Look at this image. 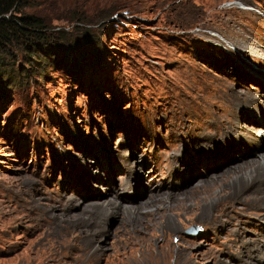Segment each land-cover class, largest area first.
I'll return each instance as SVG.
<instances>
[{
  "label": "rangeland",
  "instance_id": "rangeland-1",
  "mask_svg": "<svg viewBox=\"0 0 264 264\" xmlns=\"http://www.w3.org/2000/svg\"><path fill=\"white\" fill-rule=\"evenodd\" d=\"M21 13L43 20L49 53L13 41L2 54L0 264H67L46 258L91 237L97 264H264V180L244 176L264 129L248 98L264 89V0H22ZM227 111L242 129L223 138ZM236 181L245 213L204 229ZM113 190L152 213H108L97 203Z\"/></svg>",
  "mask_w": 264,
  "mask_h": 264
},
{
  "label": "bare ground",
  "instance_id": "bare-ground-1",
  "mask_svg": "<svg viewBox=\"0 0 264 264\" xmlns=\"http://www.w3.org/2000/svg\"><path fill=\"white\" fill-rule=\"evenodd\" d=\"M233 3H234L233 4L234 7L240 8L244 12H247L248 10H252V7L245 4V3H242V2H233ZM255 42H256L255 46H258L259 43H257V41H255ZM262 88H264V86ZM230 92L235 93L236 91L233 90L232 88H230ZM261 92H263V94H264V89L263 90L260 89V92L258 94H255V97L253 95L251 97H248L250 100H253L255 98V109H258L259 107L261 108V106L264 105V95ZM239 105H240V107H243V106L253 107L249 103V101L244 102L242 104L239 103ZM215 121L220 122L218 125H220V129L222 130V132H224L223 138L226 137L228 134H230L233 130H241L242 129L241 125H238V124H235L232 122L231 113L229 111H227L226 115L219 117V118H216ZM256 129H257V127H256ZM248 135H250V134H248ZM238 136H240V135H238ZM212 139H215V138L212 137ZM251 140L254 142V143L252 142L251 145L255 146L254 149H256L255 150L256 158L253 160H248V161H252L253 168H251V166H250L249 167L250 171L245 172L244 176L246 177V176H248L247 174H250V176L255 177V180H257V179L264 180V151L261 150L264 148V129L261 127H258L257 131L255 132V140L253 138ZM238 167L241 168L240 165H238ZM243 186H244L243 182L236 181L232 184L231 190L228 193H226V194L222 193V195L216 194L213 197V199H215V200H211L210 203L206 204V206H205L206 209L201 212V215H199V218H201V221L206 222L204 225V229H215V228L225 229L231 223V220H229L230 218L228 219V217H230V215H231L230 214L231 211H235L236 213L238 212L240 214L245 213L244 209L247 206L245 207L244 204L242 203V200L239 198L241 196ZM152 189H154L155 192H152ZM148 190H149L148 198L151 199L152 201L157 199V197L159 195L162 196V193L157 192L159 190H163V188L161 186H157V187L151 186V188H148ZM205 190H208V186H207V188H204L203 191H205ZM196 192L198 193V191H196ZM107 193H108V190L104 189L103 194H107ZM134 194L135 195H132V193H128V192L123 193L122 191L113 190L112 194H110L111 197L113 196L112 198L108 196L109 198L106 197L105 199H103L102 201L97 203V205L103 207L108 213L117 212L118 214H120V217L125 221L132 220V218H133L132 214H133L136 222H142L143 220L146 219V217L148 215H150L152 213L153 209L149 208L148 199L141 201L138 199L139 198L138 196H140V195H136V193H134ZM194 194H195V192H194ZM180 195H183V194L177 193V195H174L172 197L175 198L174 200H180L177 197ZM186 197H188V196L186 195L183 198H186ZM123 198H126V200H128V202H131L132 204L136 203L137 205L125 207L124 206L125 204H123L121 202V200H123ZM196 199H197V197H196ZM132 209H133V211H132ZM249 215H252V213H250ZM174 224H175V222L173 221V219H169V218L166 219L167 230L178 231L179 230L178 227L173 226ZM145 228H148V226H145ZM96 232L102 233L103 229H99ZM93 243H95V245ZM89 244L90 245L87 248H85L84 250H82V252H78V253L74 254L72 252H68V250L73 248V246L75 244H74V242L72 244L69 243L66 246V250L63 253H59L58 251H57L58 254H56L57 252L51 253V254H49V257L46 259H50V260L54 261L56 259H61L62 257H65L68 260L67 264H97L98 261L102 257L105 256V252H104L105 247L102 246L98 240H94L93 237L90 238ZM118 249L119 248H117V250L114 252V257H113L114 259L119 258L120 253H119ZM254 259H256V258H254Z\"/></svg>",
  "mask_w": 264,
  "mask_h": 264
},
{
  "label": "trees",
  "instance_id": "trees-1",
  "mask_svg": "<svg viewBox=\"0 0 264 264\" xmlns=\"http://www.w3.org/2000/svg\"><path fill=\"white\" fill-rule=\"evenodd\" d=\"M21 9L22 0H0V67H3V70L6 63L2 54L13 41L24 42L22 45L27 50L36 54L41 53L39 55L41 57H47L49 53V50H46L48 45L46 47L41 45V42L48 38L42 32L45 27L43 20L34 15L22 14Z\"/></svg>",
  "mask_w": 264,
  "mask_h": 264
}]
</instances>
